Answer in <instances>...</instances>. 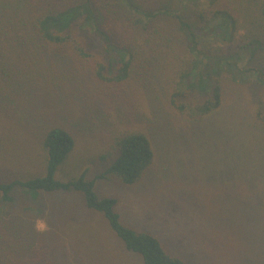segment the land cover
Returning <instances> with one entry per match:
<instances>
[{"label":"rangeland","instance_id":"1","mask_svg":"<svg viewBox=\"0 0 264 264\" xmlns=\"http://www.w3.org/2000/svg\"><path fill=\"white\" fill-rule=\"evenodd\" d=\"M77 36L91 57L68 50L69 81L60 63L35 60L20 74L32 78L0 98V169L13 176L43 169L41 134L62 127L75 147L56 179L86 172L94 180L109 165L99 158L115 136L149 132L154 160L137 184L112 175L94 184L99 197L116 201L121 224L153 235L187 264H264V129L254 131L251 86L229 84L221 107L203 119L170 107L156 120L155 99L148 107L134 85L94 75L109 59L97 40ZM252 99L264 101V93ZM15 190L13 203L0 204V264H141L81 195L70 190L32 202Z\"/></svg>","mask_w":264,"mask_h":264},{"label":"trees","instance_id":"2","mask_svg":"<svg viewBox=\"0 0 264 264\" xmlns=\"http://www.w3.org/2000/svg\"><path fill=\"white\" fill-rule=\"evenodd\" d=\"M79 34L97 40L109 59L107 65L97 64L94 75L125 88L134 85L148 107L155 99L154 119L166 116L170 107L203 119L221 107L224 88L247 83L254 131L264 129V101L252 99L264 93V0H0V98L32 78L20 74L35 60L60 63L69 81L75 71L70 53L91 57ZM39 145L43 169L14 176L0 169V204L13 203L16 188L32 202L72 190L88 209L104 216L141 264H187L153 235L121 224L116 201L94 189L95 181L107 175L124 186L140 181L154 160L149 132L115 136L99 158L109 165L94 180L86 172L67 182L56 179L75 147L66 129H45Z\"/></svg>","mask_w":264,"mask_h":264}]
</instances>
